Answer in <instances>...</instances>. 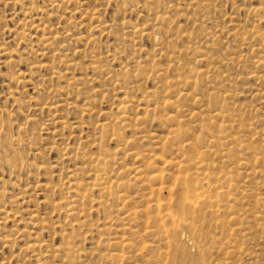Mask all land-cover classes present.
<instances>
[{
    "label": "rangeland",
    "instance_id": "1",
    "mask_svg": "<svg viewBox=\"0 0 264 264\" xmlns=\"http://www.w3.org/2000/svg\"><path fill=\"white\" fill-rule=\"evenodd\" d=\"M261 12L264 0H0V264H173L165 214L181 216L185 176L206 189L207 174L211 184L225 175L230 185L211 194L219 220L193 219L209 225L204 241L212 250L199 258L197 241L181 227L193 243L179 237L181 252L192 264H264ZM202 54L208 58L199 63ZM211 67L215 72L196 78V91L178 84ZM212 93L226 104L223 121L211 118L220 104L208 105ZM219 129L232 138H212ZM193 144L204 169L190 165ZM104 154L107 164L95 165ZM146 163L151 172L137 174ZM102 167L116 197L92 185ZM73 179L82 182L80 193L90 189L75 203L84 210L78 220L65 214ZM66 242L71 249L62 251Z\"/></svg>",
    "mask_w": 264,
    "mask_h": 264
},
{
    "label": "bare ground",
    "instance_id": "2",
    "mask_svg": "<svg viewBox=\"0 0 264 264\" xmlns=\"http://www.w3.org/2000/svg\"><path fill=\"white\" fill-rule=\"evenodd\" d=\"M252 12L254 13V14H259V11L257 10V9H252ZM262 13V12H261ZM25 16V15H24ZM260 19H264V12L262 13V17H260ZM196 22V21H195ZM263 23V22H262ZM264 24V23H263ZM99 26L100 25H98L97 27L99 28ZM41 31H44V28H42L41 29ZM253 30H252V28H251V30H248L246 33H245V35H249V36H251V35H253ZM244 34V33H243ZM257 38H258V40L259 41H261V42H264V35H261V34H259L258 36H256ZM156 39H157V36L155 37ZM250 38V37H249ZM45 39V43H47V44H49L50 42H51V39L50 38H44ZM253 42V41H252ZM160 43V42H159ZM158 45V44H157ZM246 47V46H245ZM258 49V48H257ZM4 55V54H3ZM57 55V54H56ZM40 56V55H39ZM207 58H208V56H207V54H202L201 56H199V59L197 60L199 63H202V62H205L206 60H207ZM232 59V58H231ZM238 59V58H237ZM224 62V61H223ZM222 62V63H223ZM261 64L260 62H258L257 61V64ZM259 67V66H258ZM217 70H219V69H217ZM212 71L213 72H215V67H211L209 70H207V71H197V72H195L196 73V76H191V77H194V78H191L190 76L189 77H186V78H183V77H180V78H178V84H182V85H187V86H190L191 87V90L192 91H196V86H197V80H196V78L197 77H200L199 75H203V74H205V73H212ZM154 75V74H153ZM224 75H225V73H224ZM224 75H222V76H224ZM189 78H191V80H189ZM230 78H232V77H230ZM8 80V79H7ZM221 81V80H220ZM217 82V81H216ZM225 82V81H224ZM71 84V83H70ZM209 84H211V83H209ZM213 86V87H212ZM211 87L213 88V89H215V86L214 85H211ZM218 87V86H217ZM224 87V86H223ZM214 92V91H213ZM231 93V92H230ZM149 94V93H148ZM224 94V93H223ZM222 94V95H223ZM150 95V94H149ZM148 96V95H147ZM152 96H154V94H152ZM179 96V98H177L178 100H180L182 97H183V95L182 94H179L178 95ZM168 98H170L169 96H168ZM161 99H163V98H161ZM166 99V98H165ZM171 99V98H170ZM169 99V100H170ZM226 99V97H224L223 96V100H225ZM169 100L168 101H164L163 102V106L162 107H164V106H170V104H172V103H170L169 102ZM171 101V100H170ZM172 101H174V100H172ZM176 101V100H175ZM200 101V100H199ZM177 102V101H176ZM207 102H208V105L209 104H211V106H213V107H216V105H217V103H220V102H218V99L213 95V93L212 94H209V96H208V100H207ZM132 103V102H131ZM138 104V103H137ZM176 104H178V103H176ZM198 104V103H197ZM126 105H119V107L117 108V111H119V114H123L124 113V109L126 108L125 107ZM211 111V110H210ZM227 108H226V104H224V102L221 104H219L218 106H217V108H215L214 109V114L211 116V118H218V120L220 119V121H223L226 117H229L228 115H226L227 114ZM212 112V111H211ZM210 113V112H209ZM212 114V113H211ZM210 114V115H211ZM124 116H126V115H124ZM120 117H122V115H120L119 116V118ZM123 118V117H122ZM129 118V117H128ZM169 119H172V118H169ZM228 119V118H227ZM237 119V118H236ZM128 120V119H127ZM178 120V119H177ZM217 120V121H218ZM116 121H117V119H116ZM115 121V122H116ZM174 122H176L177 123V121H174ZM5 123V122H4ZM220 123V122H219ZM226 123V122H225ZM228 123V122H227ZM128 124H129V122H128ZM211 124V125H210ZM217 124V123H216ZM209 125L210 126H212V123L211 122H209ZM226 125V124H225ZM234 125H236V124H234ZM198 126V125H197ZM174 127V126H173ZM205 127H206V129H209L208 128V126L207 125H205ZM222 127V126H221ZM223 127H224V122H223ZM223 127H222V129H223ZM177 128V127H176ZM175 128V129H176ZM180 128V126L177 128V129H179ZM205 129V128H204ZM216 129V128H215ZM222 129H219L218 131H217V134L216 135H212L211 137L212 138H214V139H217V140H222V139H226L225 141H227L228 139L227 138H232V136L231 135H227V136H221V134L220 133H222L223 132V130ZM226 129V128H225ZM4 130H7V127H6V129L4 128ZM99 130H100V132H101V134L102 135H106L107 134V129L104 127V126H100V128H99ZM171 130V129H170ZM235 130V129H234ZM202 132V131H201ZM256 133V132H255ZM116 136H118L119 134L118 133H114ZM170 134H173V133H170ZM169 134V135H170ZM180 134H182V133H180V132H177V135L179 136ZM186 134H188V133H186ZM203 134H205V135H207V133H203ZM236 134H238V133H236ZM176 135V134H175ZM174 135V136H175ZM183 135V134H182ZM234 135V138H235V134H233ZM252 135V134H251ZM177 136V137H178ZM7 137V136H6ZM180 137V136H179ZM237 137H238V135H237ZM175 138H176V136H175ZM174 138V139H175ZM181 138H182V136H181ZM6 139V138H5ZM188 139V138H187ZM177 140V139H176ZM181 140V139H180ZM180 140H178V141H180ZM260 140V139H259ZM171 141V140H170ZM182 141H185V139H183ZM188 141V140H187ZM241 141V140H240ZM239 141V142H240ZM247 141V140H246ZM194 142V141H193ZM250 142H252V141H250ZM6 145L5 146H7L9 149H10V145H11V142H10V140H7L6 142ZM177 144V143H176ZM133 145V144H132ZM180 144H178V146H179ZM253 145V144H252ZM4 146V147H5ZM100 146V145H99ZM197 146V145H196ZM6 147V148H7ZM101 147H103V146H101ZM180 147V146H179ZM178 147V148H179ZM253 147H254V145H253ZM95 148V147H94ZM198 148H200V146L198 147ZM221 148H222V145H221ZM260 148L261 149H264V145H261L260 146ZM180 150H182L181 149V147L179 148ZM254 149V148H253ZM252 149V150H253ZM233 150L234 149H228L227 151H228V153H230V156H232V155H234V152H233ZM243 150V149H242ZM177 151H178V149H177ZM182 151H184V150H182ZM189 151V150H188ZM187 151V152H188ZM223 151V150H222ZM192 152V156H190V160H191V167H194V169H198V170H200V169H204V166H203V164H201V159H199L198 161H196L195 159L196 158H198L199 156H201L202 154H203V152L202 151H199V150H197V148L196 147H194V144H193V146H192V150L189 152V153H191ZM239 152V151H238ZM258 152V151H257ZM69 153V152H68ZM67 153V154H68ZM188 153V154H189ZM213 153V152H212ZM183 154H185V153H183ZM182 154V156L181 157H183V156H185V155H183ZM221 154H223V153H221ZM240 154V153H239ZM257 154V153H256ZM220 155V154H219ZM225 155H226V153H225ZM224 155V156H225ZM186 156H189V155H186ZM211 156V155H210ZM107 157V155L106 154H104V156L103 157H99V158H96L95 160H94V163H95V165H106L107 164V160L105 159ZM255 157V156H254ZM79 158V157H78ZM120 158H123V157H120ZM200 158H202V157H200ZM203 159V158H202ZM230 159V158H229ZM242 159V158H241ZM120 160V159H119ZM188 160H189V158H188ZM15 161V160H14ZM14 161H12L13 163H14ZM122 161V160H121ZM163 160H160V163L162 162ZM166 161V160H165ZM165 161H163V163L165 164L166 162ZM184 160H182V162H183ZM11 162V161H10ZM10 162H8V161H6V163L7 164H10ZM11 162V163H12ZM137 162V161H136ZM186 162V161H185ZM184 162V163H185ZM216 162H218V160H216ZM180 163V162H179ZM205 163V162H204ZM213 163H215V161L213 160ZM122 164V163H121ZM175 164V163H174ZM186 164H187V162H186ZM239 164V163H238ZM237 164V165H238ZM119 165V164H118ZM175 165H177V164H175ZM255 165V164H254ZM111 167H113V166H111ZM144 171H139V170H137L138 172H137V174H141V173H144V174H147L149 171H150V169L152 168L151 167V165L149 164V163H146L145 165H144ZM206 167H208V166H205V169H207ZM220 167V166H219ZM218 167V168H219ZM252 167H254V166H252ZM162 168V165L160 166V169ZM187 168H189L188 166H187ZM227 168V167H226ZM235 168V167H234ZM113 169V168H112ZM210 169H212V168H210ZM231 169H233L232 167H231ZM238 169H240V168H238ZM247 169H248V167H247ZM252 169V168H251ZM250 169V170H251ZM97 170V169H96ZM102 172H101V174L97 177V183L96 184H92V185H94V186H97L98 187V189L100 190V191H102V193H106L107 195H112L113 194V196L114 197H116V195H115V192H113L112 190H111V188H112V182H110L109 183V180L111 179V178H107L108 177V171H106V168L105 167H102L101 169H100ZM156 170V169H155ZM173 170V169H172ZM171 170V171H172ZM193 170V169H192ZM198 170H196V171H198ZM214 171L213 172H215V169H213ZM216 170H217V168H216ZM228 170H230V168L228 169ZM236 170V168L234 169V171ZM159 171H161V170H159ZM162 171H163V169H162ZM168 171V170H167ZM183 171H184V168H183ZM188 171H191V170H189L188 169ZM188 171H186V172H188ZM210 171H212V170H210ZM218 171H220V168H219V170ZM223 172H224V170H222ZM225 171H227V170H225ZM252 171V170H251ZM151 172V171H150ZM173 172V171H172ZM177 172V171H176ZM176 172H174V173H176ZM192 172V171H191ZM238 172V171H237ZM253 172V171H252ZM178 173H180V171H178ZM203 173V172H202ZM230 173V172H229ZM232 173H234V172H232ZM263 173V172H262ZM180 174H182V172L180 173ZM183 174H185V172L183 173ZM192 174H193V172H192ZM210 174H211V172H210ZM217 174V173H216ZM221 173H219V175H220ZM249 174H250V171H249ZM186 175V174H185ZM189 175H191V173L189 174ZM207 175H209V174H207ZM207 175H205L206 176V178H205V180H206V184H207V186H206V189H203L202 187H199V185L201 184V182H202V180L200 181V184L199 183H197L198 184V186L195 184V180L196 179H194V177L193 178H191V176H189L188 178H187V176H185L184 177V180H185V183H188V187H187V190L185 191L186 192V194L184 195V197H183V199H184V202L186 203L182 208H180L181 209V211H182V214H181V216H177V215H175V214H173V213H171V212H168V213H166L165 214V217H167V219L169 220V227H167V228H165L164 229V235H165V239H166V242H167V244H168V246L171 248V250H172V256H173V259H172V261L173 262H171V263H173V264H192L193 262H194V260L192 259V258H190L187 254H186V252H185V254H183L182 252H181V249H180V245H179V237L180 238H182L183 240H184V242H185V244H193L192 243V240H190V239H188V236L189 235H187V236H184V234L186 233V232H183V230L181 231L180 230V228L182 227H184L185 228V230L187 229L188 230V232L189 233H191V235L193 236V239H195L197 242L195 243L197 246L196 247H198V249H197V251H199V253H198V257L199 258H201L202 259V256H203V253L206 251V250H209V249H211V248H209V249H207V245H206V243H205V241H204V237H205V232L208 230H210V229H208L209 228V225L207 224V222L208 221H205L206 222V225H208V228L205 230V228L203 227V223L202 224H199L198 222H196L195 220H193L194 219V216H201V217H198V218H203V217H207L206 215H209L208 217H216L217 216V214L219 213V208H218V205H217V207H213V209L214 208H216V209H214V210H212L211 208H212V206H213V203H211L212 202V200H211V197L213 198V196L212 195H214L215 193H212V192H214V191H218V190H223V189H225L227 192L226 193H228L229 192V190H230V185L226 182V184L222 181V180H224V179H226L225 178V175L223 176V175H221V176H219V177H217V179L215 178V182H214V184H211L210 183V181H208L210 178H208V180H207V177H209V176H207ZM122 176V175H121ZM194 176H196V175H194ZM200 176V175H199ZM204 176V177H205ZM216 176H218V174L216 175ZM230 175H228V177H229ZM253 176H254V174H253ZM115 177H117V176H115ZM152 177V176H151ZM157 177V175H154L153 176V178H156ZM198 177V176H197ZM233 177H234V175H233ZM230 178V177H229ZM264 178V177H263ZM202 179V178H201ZM212 179H213V177H212ZM228 179V178H227ZM117 180H118V178H117ZM157 180H159V179H157ZM170 179H168V181H169ZM204 180V179H203ZM149 181V180H148ZM162 181V180H161ZM143 182H145V181H143ZM196 182H197V180H196ZM151 183H153V182H151ZM234 183V182H233ZM134 184V183H133ZM162 184V183H161ZM166 184V183H165ZM182 184V183H181ZM235 184V183H234ZM114 185L116 186L114 189H117V187L118 186H120L121 184L120 183H114ZM113 185V186H114ZM150 185H153V184H150ZM154 185H156L157 186V183L156 184H154ZM187 185V184H186ZM68 186H69V189H71L72 190V192H73V196H70V202H68L69 204H66V206H68L67 207V209L65 210V214L67 215V216H71V217H76V219L75 220H78L77 218H78V215H79V213H82V214H84V210L83 209H76V207H75V203H77L78 202V200H81V199H86V198H88L89 197V188L88 187H84L83 189H84V192L83 193H80V190L82 189V182H80L78 179H73L72 181H69L68 182ZM146 186H148V184L146 183ZM160 186H163V185H160ZM158 187V186H157ZM156 187V188H157ZM205 187V186H204ZM143 188V187H142ZM241 188V187H240ZM63 190H64V188H63ZM151 190H152V188H151ZM151 190H149V191H151ZM161 190V187L159 188V189H157V191L159 192ZM235 190V189H234ZM240 190H242V189H240ZM93 191V190H92ZM122 191H124V190H122ZM121 191V192H122ZM128 191H130V190H128ZM141 191H143V190H141ZM189 192H191V194L190 195H188V193ZM67 193V192H66ZM141 193V192H140ZM150 193V192H149ZM217 193H219V192H217ZM221 193L223 194V193H225V191L224 192H222L221 191ZM145 194V193H144ZM212 194V195H211ZM233 194V193H232ZM101 195V194H100ZM151 195V194H150ZM224 195V194H223ZM222 195V196H223ZM225 196V195H224ZM224 196H223V198H224ZM215 197V196H214ZM221 197V196H220ZM132 198V197H131ZM139 198H141V197H139ZM216 198H218V195H216ZM223 198H222V200H223ZM146 200H148V199H146ZM164 200H168V199H164ZM222 200H221V202H222ZM225 200V199H224ZM228 200V199H227ZM256 200V199H255ZM141 201V200H140ZM161 201V200H160ZM122 202V201H121ZM148 202V204L149 203H151L150 201H147ZM229 202V201H228ZM142 203V202H141ZM220 203V202H219ZM241 204H242V202H240ZM107 204V203H106ZM147 204V205H148ZM207 204V205H206ZM212 204V205H211ZM229 204V203H228ZM97 205V204H96ZM123 205V204H122ZM202 205H204V207H205V205L207 206V209H209V211H203L202 209L204 208ZM223 205V204H222ZM102 206V205H101ZM202 206V207H201ZM220 206V205H219ZM238 206V205H237ZM166 207V206H165ZM209 207V208H208ZM222 207H224V206H222ZM99 208V207H98ZM155 208L156 209H159L160 208V204L158 203V202H156V205H155ZM135 209V208H134ZM133 209V210H134ZM143 209V208H142ZM185 209H189V211H187V213H186V215L185 216H183V214H184V211L183 210H185ZM225 209V208H224ZM228 209H229V207H228ZM180 211V210H179ZM181 211L179 212V213H181ZM147 212V211H146ZM155 212V211H154ZM157 212V211H156ZM224 212V211H223ZM233 212V211H232ZM208 213V214H207ZM227 213H229V212H227ZM224 214V213H223ZM223 214H221V216L223 215ZM233 214V213H232ZM152 215H153V213H152ZM157 214H155L154 216H156ZM161 215H162V212H161ZM235 215V214H234ZM241 215V214H240ZM127 216H129V215H127ZM147 216H150V214H148ZM154 216H152V217H154ZM232 216V215H231ZM230 216V217H231ZM239 216V215H238ZM82 217V216H81ZM150 218V217H149ZM198 218H197V220H198ZM225 217H223V219H224ZM260 218H262V217H260ZM79 219H80V217H79ZM217 219H218V216H217ZM226 219V218H225ZM255 219H256V217H255ZM146 220H148V219H146ZM203 220V219H202ZM207 220V219H206ZM209 220V219H208ZM211 220V219H210ZM219 220V219H218ZM152 221H154V220H152ZM135 222V221H134ZM133 223V222H132ZM213 223H215V222H213ZM218 223H219V221H218ZM229 223V222H228ZM147 224V223H146ZM165 224V223H164ZM222 224H224L223 222H222ZM110 225H112V224H110ZM205 225V224H204ZM215 225V224H214ZM226 225V224H225ZM159 226H161V225H159ZM212 226H213V224H212ZM227 226V225H226ZM229 226V225H228ZM231 226H234V224L233 225H230V227ZM206 227V226H205ZM221 226H218L217 225V227L216 228H214L213 230H215L216 231V229L217 228H220ZM236 227V226H235ZM145 228H147L146 226H145ZM145 228H144V230H145ZM183 228V229H184ZM140 229V228H139ZM138 228H137V230H139ZM240 229H241V227H240ZM248 229V228H247ZM158 230H161V229H158ZM236 230V229H235ZM218 231V233H219V230H217ZM220 231H221V229H220ZM237 231V230H236ZM159 232V231H158ZM250 232V231H249ZM230 233V232H229ZM187 234V233H186ZM207 235H206V237L208 236V235H210L209 234V232H207L206 233ZM212 235H216V233H214V234H212ZM233 235V234H232ZM164 237V236H163ZM221 237V235H219V237L218 238H220ZM142 238V237H141ZM238 239V238H237ZM237 239H235V240H237ZM191 242H190V241ZM77 242V241H76ZM213 242H215V241H213ZM242 242V241H241ZM30 244V243H29ZM71 244H73L72 242H66L64 245H63V247H62V251H69L70 249H71ZM180 244H183V242L182 243H180ZM212 244V243H211ZM225 244V243H224ZM143 245V244H142ZM213 245V244H212ZM105 246V245H104ZM127 246H128V244H127ZM215 246V245H214ZM217 246V245H216ZM188 247V246H187ZM210 247H211V245H210ZM158 248V247H157ZM189 248V247H188ZM228 248V247H227ZM103 249V248H102ZM110 249V248H109ZM108 249V250H109ZM127 249H129V248H127ZM126 249V250H127ZM30 250H32V249H30ZM49 250V249H48ZM149 250H150V248H149ZM212 250V249H211ZM123 251V250H122ZM128 251H131V250H128ZM155 251V250H154ZM43 252V251H42ZM141 252V251H140ZM143 252V251H142ZM141 252V253H142ZM207 252V251H206ZM121 254H122V252H120ZM149 253H151V252H149ZM208 253H210V252H208ZM222 253H223V250H222ZM251 253V252H250ZM31 254H33L32 252H31ZM162 255H165V253H163ZM240 255V254H239ZM233 256V255H232ZM44 257V256H43ZM104 257H106V255L104 256ZM119 257V256H118ZM69 258V257H68ZM117 258V257H116ZM161 258V257H160ZM247 258V257H246ZM105 259V258H104ZM123 258H121V260H122ZM200 259V260H201ZM38 260H43V259H38ZM117 260H119V259H117ZM198 260V259H197ZM199 260V261H200ZM119 262V261H118ZM201 262V261H200ZM199 262V263H200ZM204 262V261H203ZM207 262H208V260H207ZM120 263V262H119ZM118 263V264H119ZM195 263V262H194ZM220 263V262H219ZM103 264V263H102ZM115 264H117V261H116V263ZM165 264V263H164Z\"/></svg>",
    "mask_w": 264,
    "mask_h": 264
}]
</instances>
